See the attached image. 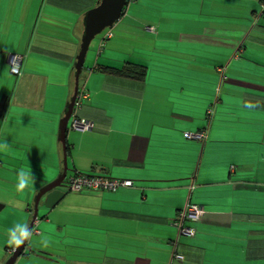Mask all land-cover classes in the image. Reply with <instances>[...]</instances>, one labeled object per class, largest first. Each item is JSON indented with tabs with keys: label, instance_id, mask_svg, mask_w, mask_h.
Returning <instances> with one entry per match:
<instances>
[{
	"label": "crops",
	"instance_id": "crops-1",
	"mask_svg": "<svg viewBox=\"0 0 264 264\" xmlns=\"http://www.w3.org/2000/svg\"><path fill=\"white\" fill-rule=\"evenodd\" d=\"M98 1L0 0V264L19 244L9 230L29 228L37 196L63 171L59 127L84 17ZM263 6L126 3L86 55L79 90L88 99L75 114L94 128L71 130L69 119L65 182L78 172L133 186L44 194L14 264H264ZM12 55L23 56L18 77ZM127 64L144 76L98 70ZM201 130L203 141L184 138ZM21 171L32 188H18ZM189 203L204 214L187 237L172 224Z\"/></svg>",
	"mask_w": 264,
	"mask_h": 264
},
{
	"label": "built area",
	"instance_id": "built-area-1",
	"mask_svg": "<svg viewBox=\"0 0 264 264\" xmlns=\"http://www.w3.org/2000/svg\"><path fill=\"white\" fill-rule=\"evenodd\" d=\"M136 0H127V5L134 3ZM261 16L264 18V6L261 13ZM150 31H153V28H149ZM112 37L110 30L105 31L103 36L100 38L98 54L104 48L106 41ZM23 61L22 55H12L9 61L10 73L11 75L18 77L21 74V64ZM88 99V93L85 89L78 91L75 104L74 112L70 119L69 129L77 132H86L91 131L94 126L93 123L79 118L75 114V110L80 109L84 100ZM211 110L207 111V115L211 114ZM184 138L188 140L203 141L206 139L205 130L198 132H188L184 134ZM133 186V182L128 180L113 179L105 176H94L84 173H73L65 182V187L68 192L80 193V192H100V191H115L119 188H129ZM204 214V210L201 206L196 204H187L183 210L177 214V218L172 224L178 228L179 234L183 236H193L195 230L191 228L189 223H198L201 217ZM173 260L183 261L184 257L176 252L173 254Z\"/></svg>",
	"mask_w": 264,
	"mask_h": 264
},
{
	"label": "water",
	"instance_id": "water-1",
	"mask_svg": "<svg viewBox=\"0 0 264 264\" xmlns=\"http://www.w3.org/2000/svg\"><path fill=\"white\" fill-rule=\"evenodd\" d=\"M127 0H99L97 6L85 14L83 22V35L79 46V52L74 65V87L73 94L66 107L65 115L59 127V141L63 149V171L61 175L51 184H48L37 196L34 203L33 221L29 226V234L33 227V222L37 218V207L40 198L47 193L62 195L59 188L64 187L66 174L68 171L67 154H66V131L69 119L71 118L75 100L79 91V78L83 70L86 55L88 53L91 42L100 35L105 29H110L120 19L122 11L126 6ZM49 208L50 206H46ZM29 235L22 237L23 243H19L13 251L11 257L6 264H14L15 261L23 254L24 248Z\"/></svg>",
	"mask_w": 264,
	"mask_h": 264
},
{
	"label": "clouds",
	"instance_id": "clouds-1",
	"mask_svg": "<svg viewBox=\"0 0 264 264\" xmlns=\"http://www.w3.org/2000/svg\"><path fill=\"white\" fill-rule=\"evenodd\" d=\"M19 189H29L35 184V178L26 171H21L17 177ZM12 237L16 239L17 243H23L20 237H26L29 235V229L26 224H16L12 229L9 230Z\"/></svg>",
	"mask_w": 264,
	"mask_h": 264
},
{
	"label": "trees",
	"instance_id": "trees-1",
	"mask_svg": "<svg viewBox=\"0 0 264 264\" xmlns=\"http://www.w3.org/2000/svg\"><path fill=\"white\" fill-rule=\"evenodd\" d=\"M141 69L142 68L140 66H134L132 64H127L121 69L98 68L100 72L107 73V74H113L117 76L134 77L135 75L136 79L137 78L141 79L144 76L143 75L144 71Z\"/></svg>",
	"mask_w": 264,
	"mask_h": 264
},
{
	"label": "rangeland",
	"instance_id": "rangeland-1",
	"mask_svg": "<svg viewBox=\"0 0 264 264\" xmlns=\"http://www.w3.org/2000/svg\"><path fill=\"white\" fill-rule=\"evenodd\" d=\"M175 46V45H174ZM65 186V185H64Z\"/></svg>",
	"mask_w": 264,
	"mask_h": 264
}]
</instances>
